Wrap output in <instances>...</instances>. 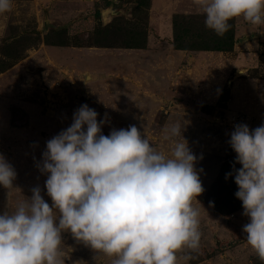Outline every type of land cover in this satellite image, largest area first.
Masks as SVG:
<instances>
[{
  "label": "rangeland",
  "instance_id": "1",
  "mask_svg": "<svg viewBox=\"0 0 264 264\" xmlns=\"http://www.w3.org/2000/svg\"><path fill=\"white\" fill-rule=\"evenodd\" d=\"M176 21L179 34L187 30V49L175 45ZM203 21L191 0H12L0 13V153L17 176L13 188L0 187V211L14 210L37 185L51 204L36 164L83 103L98 120L107 114L105 135L136 125L166 155L172 141L164 129L182 122L183 137L203 157L196 167L205 191L193 199L199 249L178 252V264H261L242 232L248 218L237 185L225 174L234 125L264 122V26L234 19L217 36ZM229 36V49L206 48ZM60 253L64 264H112L70 232Z\"/></svg>",
  "mask_w": 264,
  "mask_h": 264
},
{
  "label": "clouds",
  "instance_id": "2",
  "mask_svg": "<svg viewBox=\"0 0 264 264\" xmlns=\"http://www.w3.org/2000/svg\"><path fill=\"white\" fill-rule=\"evenodd\" d=\"M191 4L217 36L234 19L250 29L264 26V0ZM11 8L12 0H0V13ZM98 115L83 103L74 110L71 124L46 141L36 167L46 175L51 204L37 185L14 210L0 211V264H64V232L111 257L112 264H178V252L199 249L200 214L193 199L205 191L203 169L196 167L203 157L183 137L184 124L165 127L164 139L172 141L166 155L136 125L113 127L105 135L107 114L99 120ZM228 143L235 157L225 179L234 178V195L248 218L242 226L246 244L264 264V122L254 128L235 124ZM16 176L0 153V187L13 188Z\"/></svg>",
  "mask_w": 264,
  "mask_h": 264
},
{
  "label": "trees",
  "instance_id": "3",
  "mask_svg": "<svg viewBox=\"0 0 264 264\" xmlns=\"http://www.w3.org/2000/svg\"><path fill=\"white\" fill-rule=\"evenodd\" d=\"M179 26L180 24H178V22L176 21L175 22V31H176V36H175V45L178 47V48H183V49H187L188 47H191L188 43V40L186 39V36H188L186 34V31L184 29V32H182V34H179ZM178 31V32H177ZM231 37V36H229ZM231 41H232V37L231 38H227V42L225 44H223L222 46H216L214 48H210V47H206L207 49H229L230 48V44H231Z\"/></svg>",
  "mask_w": 264,
  "mask_h": 264
}]
</instances>
